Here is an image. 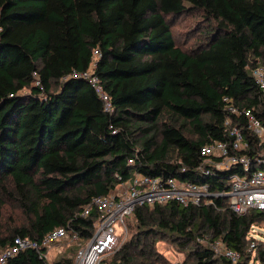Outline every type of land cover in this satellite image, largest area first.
<instances>
[{
	"label": "trees",
	"instance_id": "1",
	"mask_svg": "<svg viewBox=\"0 0 264 264\" xmlns=\"http://www.w3.org/2000/svg\"><path fill=\"white\" fill-rule=\"evenodd\" d=\"M185 13L199 15L189 45L171 29ZM94 58L111 112L86 79L71 76ZM259 64L264 0H0V209L6 197L26 216L0 230V250L58 226L89 236L97 212L80 213L115 185V173L173 175L225 191L227 171L195 169L199 148L230 138L224 97L264 122V94L251 75ZM230 125L243 126L248 153L263 150L243 117ZM126 224L135 231L112 256L124 264H171L155 247L161 239L188 247L193 264H231L214 255L215 239L240 252L238 264H264V241L252 251L247 238L264 225V211L237 214L225 197L136 206ZM7 264L47 263L25 248Z\"/></svg>",
	"mask_w": 264,
	"mask_h": 264
},
{
	"label": "built area",
	"instance_id": "2",
	"mask_svg": "<svg viewBox=\"0 0 264 264\" xmlns=\"http://www.w3.org/2000/svg\"><path fill=\"white\" fill-rule=\"evenodd\" d=\"M99 51L94 50L97 56ZM96 59L83 72H73L71 76L86 79L102 100L104 109L112 111L110 99L95 74ZM251 75L264 94V66L259 64L251 70ZM36 84L38 81L35 82ZM226 101L228 114L225 124L229 126L228 140H215L199 148L201 162L196 166L202 175L227 171L225 191L212 189L207 181H196L178 176L148 175L132 169L125 177L115 173L116 183L106 193L92 196L84 206L81 215L87 216L92 209L97 212L93 223V231L86 238L76 231L58 226L46 233L41 240L17 236L12 244L0 250V264H7L18 251L25 248L36 250L39 256L46 258L47 250L53 243L68 238L77 244L73 264H124L121 260H112V256L120 250L127 234L126 218L136 206L154 205L174 201L180 205L214 204L216 197H225L229 208L237 214H244L251 209L264 211V148L261 152L248 153L249 143L245 138L243 126H231L232 116L243 117L246 129L257 139L264 142V122L250 109L239 108ZM134 157L127 160L134 163ZM181 171H185L183 167ZM239 172V173H238ZM251 226L247 238H251L250 250L255 249ZM214 255L224 257L231 264H238L240 252L225 245L220 239L211 243Z\"/></svg>",
	"mask_w": 264,
	"mask_h": 264
},
{
	"label": "rangeland",
	"instance_id": "3",
	"mask_svg": "<svg viewBox=\"0 0 264 264\" xmlns=\"http://www.w3.org/2000/svg\"><path fill=\"white\" fill-rule=\"evenodd\" d=\"M199 19V15L196 13H185L181 16L171 19V29L174 35L176 43L182 45H189L192 38L189 37L188 33L192 24ZM239 173V172H238ZM3 205L0 209V230L4 232L11 231L14 227L22 224L26 221L24 212L19 208V205L12 199L4 197L2 199ZM130 220H128L129 222ZM253 236L257 240L264 241V225L256 226ZM134 228L127 227V234L123 240L125 241ZM204 243L203 241H201ZM155 247L159 253H161L169 263L171 264H193L191 256H188L189 248H180L175 243L168 239L158 240ZM77 244L71 242L68 238L63 239L59 242L53 243L52 246L47 250L45 262L51 264L55 259L62 256H74ZM249 264H261L256 260H251Z\"/></svg>",
	"mask_w": 264,
	"mask_h": 264
}]
</instances>
